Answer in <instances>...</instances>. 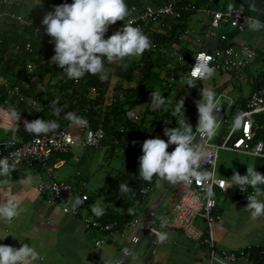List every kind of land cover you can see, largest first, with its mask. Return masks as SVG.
Listing matches in <instances>:
<instances>
[{"label":"crops","instance_id":"0c3cea01","mask_svg":"<svg viewBox=\"0 0 264 264\" xmlns=\"http://www.w3.org/2000/svg\"><path fill=\"white\" fill-rule=\"evenodd\" d=\"M167 1L125 0L131 13L126 20L145 6H157ZM18 2L20 0H15V5ZM21 2L23 5L21 14L29 15L36 22L42 21L47 12L54 10V0H21ZM251 2L252 0H178L179 6L189 3L193 5V9L183 14L180 19H165L147 25L145 30L149 31L148 37L152 42L150 50H146L140 57L127 58L123 62L112 64L105 62V67L109 69L108 81H110L106 91L107 102L112 101L113 88L116 84L121 83L124 87H134L135 81L140 82L144 76L150 74L151 77L146 80L151 85V89L148 91L149 98L138 100L137 106L133 109L139 112L140 123L145 131H148L155 123H160L164 129L180 127L182 112L176 116L171 114L174 112L175 102L183 97L184 101L194 104L192 110L184 106L183 115L185 118L188 112L197 111L196 102L201 99L200 90L202 88L212 89L216 93L222 101V107L227 110V123L232 118L231 124H233L235 117L245 109L246 100L251 92L264 86V29L252 31L247 24L243 30H238L228 24H221L215 30L214 36L206 37L204 34L209 29L210 21L207 11L210 9L225 10L230 5L234 6L233 8L243 7L248 14L264 23V0H255L258 10L256 12L251 11L249 7ZM132 7L136 9L133 11ZM185 29H188L189 33L185 34ZM221 33L226 36L225 39L219 37ZM227 44L235 47H241L244 44L252 45L257 54L244 67L228 71L215 70V74L210 79L197 81L194 87H189L186 84L187 69L192 56L199 50H212L214 47H223ZM125 64L127 67L124 66ZM149 67L151 68L148 70ZM92 76L99 79L98 76ZM169 76H173L174 81L163 84L162 80ZM153 91L161 92L167 100L164 108L157 112L160 115L158 118H156L155 112L157 110L153 109L150 101ZM17 99V96H12L8 103H4L5 100L0 102V140H10L13 139V136L17 141L28 138L30 133L23 127V122L25 120L31 122L40 118L36 104L32 105L27 102L29 109L24 114H20L18 130L15 133L10 130L6 131L5 126L11 124L7 113L9 110L15 109L14 101ZM56 108L55 102L50 107V112H56ZM164 114L172 115V119L162 123L161 116ZM80 119H82V115L78 114L67 125L74 136L75 143L72 145L79 147L76 152L70 150L71 145L64 156L56 159L51 156L46 167L23 162L10 178L11 182L8 185L0 184V201L8 198L19 199L22 201L24 209L22 214L11 223L0 221V238L8 235L0 240V244L19 248L21 243H27L35 247L43 258L36 261L35 264H115L129 245L131 236L138 232L139 225L146 219L148 212L154 208L155 212L148 221L156 231L167 232L168 240L159 244L154 233L141 231L138 242L132 245L122 264H219L209 260V248L202 241L189 239L181 230L169 226L161 228V217L165 221L170 219L172 209L185 189V185L182 183L166 182V186L163 188L161 187L162 180L158 179L154 187L150 184L153 189L137 206L138 222L133 225L124 224L121 232H102L85 225L81 221V216L89 214L86 202L81 204L80 214L77 217L63 213L59 205L51 206L46 202L45 194L40 193L36 188L40 180L63 181L71 185L74 193L81 194L86 191L88 195L98 190L104 183L106 176L103 177L104 179L99 177L96 180L99 186L91 190L93 187L92 178L96 170L94 167L95 158L80 152L85 148H97L100 150L99 154L104 158L102 153L104 150L108 151V148L103 146L102 142L96 147L83 144L84 131L77 122ZM253 120L258 125L262 124L264 115H254ZM48 121L54 120L51 118ZM226 127L223 126L219 130V137L229 128ZM262 131L264 132V127L257 130L259 139H262L259 136ZM262 140L264 141V139ZM108 161L109 153L105 164ZM254 166L256 167V162ZM263 172L264 165L260 173ZM29 174L34 178L31 182L27 179ZM217 177L231 183V180L222 176ZM3 179L0 177V181ZM84 182L88 183L86 189L83 186ZM234 187L235 185L217 197V210L221 214V220L216 221L211 229L215 247L218 251L246 249L248 259H239L238 264H264V217L253 220L250 213L244 210L247 202L236 197ZM157 189L159 193L154 195ZM260 199H264V197ZM200 220L202 223H198V225L207 235V225L202 219ZM99 240L102 243L97 245L96 242ZM259 249H261L260 255L255 257V252Z\"/></svg>","mask_w":264,"mask_h":264},{"label":"clouds","instance_id":"9594fccd","mask_svg":"<svg viewBox=\"0 0 264 264\" xmlns=\"http://www.w3.org/2000/svg\"><path fill=\"white\" fill-rule=\"evenodd\" d=\"M233 7L229 6V13H232ZM249 7L253 12L258 11L255 0H252ZM130 14L125 0H72L71 4L64 3L55 6L54 10L47 12L41 21V24L45 26L46 34L52 38L51 42L54 43V55L50 58L51 64L62 69L68 79L79 81L86 74H91L98 76L101 82L107 81L109 69L105 67V62L112 64L123 62L127 58L140 57L152 47L150 38L141 28L133 26L131 22L124 23L122 28L107 39L104 38L110 25L117 21L125 22ZM247 24L252 31L264 29V23L256 17L247 18ZM211 60L212 57L203 53L195 59L196 62L186 80L189 87H194L197 81L208 80L215 74V68L210 66ZM124 66L127 67L126 64ZM200 97L201 99L196 102L198 121L195 131L200 136H206L211 140L219 131L220 116L218 113L223 104L212 89L202 88ZM150 101L154 110L164 108L167 103L166 98L159 91L151 92ZM181 112L180 127L164 129L167 141L159 137L143 141L141 146L143 154L138 158V174L144 181L150 183L156 176L172 184L191 185L194 180L199 183L202 179H207L212 175L197 170L201 154L194 149L193 127L186 122L183 115V97L175 102V109L171 114L176 116ZM7 116L11 124L6 125L5 130L15 133L18 130V121L21 119L20 112L11 109ZM77 122L82 126L87 125V121L83 119ZM241 124L242 117L237 115L233 128H239ZM23 127L29 133L40 135L54 130L57 124L55 121H44L37 118L31 122L25 120ZM169 145H175L171 152L167 151ZM14 170V163L10 164L7 158L0 159V177L4 178L0 184L8 185ZM27 179L31 182L34 178L29 174ZM233 185L241 192H246L248 187L252 189V194L247 195V205L244 210L250 213L253 220L264 217V199H260L264 197V188L260 187L264 185V174L256 171L255 166H247L245 175L233 172L231 183L220 181V186L225 189ZM131 190L128 184H119V191L122 194L129 193ZM209 194L211 195V192ZM82 203L83 201L77 197L71 205L72 211H75ZM23 211L22 201L19 199L8 198L0 201V221L11 223ZM91 211L99 217L104 214L105 209L100 203H96ZM166 226L167 222L161 217V228ZM152 231L159 244L165 243L169 238L167 232ZM7 236H3L0 240ZM41 259L43 258L35 247L27 243H21L19 248L0 244V264H35Z\"/></svg>","mask_w":264,"mask_h":264},{"label":"built area","instance_id":"2783aa9c","mask_svg":"<svg viewBox=\"0 0 264 264\" xmlns=\"http://www.w3.org/2000/svg\"><path fill=\"white\" fill-rule=\"evenodd\" d=\"M177 2L178 0H168L166 3L157 6H145L141 11L133 13L125 22L117 21L115 24L110 25L104 38L107 39L115 31L122 28L124 23L129 22H131L133 26L141 28L144 34L148 36L149 31L145 30L147 25L165 19H180L184 10L189 11L193 9V5L189 3H186L184 6H179ZM14 3L15 0H0V5L4 6L7 10L11 9ZM135 9V7H132L133 11ZM207 12L210 15V21L209 29L204 34L206 37L214 36L215 30L218 29L221 24H228L238 30H243L247 25V18L252 17L243 7L233 8L232 13H229V8L225 10L210 9ZM237 13H239V15H237ZM10 16L18 22L21 28L32 25L34 27L35 37L38 36L42 28H45V26L41 24V21L33 22L21 13H11ZM184 33H189V30L185 29ZM219 37L221 39L226 38L223 33H221ZM23 47L24 50L28 52H32L33 50L30 41H26L23 44ZM15 49H20V45L16 44ZM201 53L212 57L210 66L214 67L216 71H228L244 67L248 61L253 59L257 54L254 46L248 44H244L241 47L227 44L223 47H214L212 50H199L191 58L187 69L188 77L191 68L196 62L195 59L199 58ZM34 68L35 66L32 62H27L28 70L31 71ZM173 81L174 77L169 76L165 77L162 80V83L167 84L172 83ZM3 86L9 97L4 99V103H8L12 96H18V98L24 102H29L32 105L35 104V101L30 97L20 95L19 86H14L8 82L3 83ZM96 91V86L92 85L90 87V93L94 94ZM184 106L189 110L194 109V104L190 101H184ZM218 114L220 116V125L227 123V110L221 107ZM257 114L264 115V86L253 90L247 98L245 109L239 114L242 117V124L239 128L234 129L233 124H231L225 133L220 137L218 135L217 140H213V138L209 140L206 136L202 137L199 133H196L195 129L193 130L195 135V140L193 141L194 149L201 154L197 170L212 175L207 179H202L199 183L194 180L191 185H185L184 191L172 209V216L166 222L167 226L181 230L189 239L200 240L205 243L209 248L208 258L211 262L219 264H238L239 259H248L246 249H241L239 251H218L215 247V241L211 229L216 221L221 220V214L217 210V197L220 194L226 193L231 188H222L220 186V181L226 180L217 177L215 174L218 151L220 149H226L264 158V141L257 137V130L264 127V121L262 124H256L253 120V116ZM126 115L128 119L133 122H141V116L137 110H130ZM81 128L84 131L83 144L85 146H99L105 138V131L102 127L91 128L88 125H81ZM120 131L123 132L124 128L121 127ZM141 132L142 134L138 137L128 138L129 143L139 146L146 139L155 137H159L165 141L168 139L164 135V127L161 126L160 123L152 124L148 131ZM74 143V136L67 126L56 127L54 130L49 131L46 134L34 135L22 142L14 139L0 140V147H2V150H0V159L7 158L10 164H15V170L11 173L12 177L21 163L27 162L29 164L46 167L47 161L51 158L53 153H65ZM113 144L119 145L120 139L114 138ZM174 148L175 145H169L167 151L171 152ZM262 174H264V172ZM83 186L86 189L88 183L84 182ZM260 187L264 188V185H261ZM36 188L40 193L42 192L45 194L46 202L49 205H59L63 213L74 217L79 216L81 204L75 211H72V203H74L77 197L85 203L89 197L86 191L81 194H76L70 184L55 179L50 181L40 180L36 185ZM152 189L153 187L150 184L145 181L142 182L138 190V195L134 199L135 206L141 204ZM234 191L237 198L246 202L247 195L252 194V189L250 187L247 188L246 192H241L238 187H234ZM210 192L211 195L209 194ZM154 212V208L148 212L146 219L139 225L138 232L131 236L129 245L115 264L123 263V260L129 254L132 245L138 242L141 231H149L152 233H154L152 230L156 231L148 221L149 218L153 216ZM197 219H202L207 225V235L203 233L202 229H200L199 225L196 223ZM138 220V217L135 216L132 218L129 225L137 223ZM81 221L88 227L102 232L112 233L122 231V227H119L116 221L102 222L90 214L82 215ZM101 243V240L96 242L97 245H100Z\"/></svg>","mask_w":264,"mask_h":264},{"label":"trees","instance_id":"16d2710c","mask_svg":"<svg viewBox=\"0 0 264 264\" xmlns=\"http://www.w3.org/2000/svg\"><path fill=\"white\" fill-rule=\"evenodd\" d=\"M64 3L71 4L72 0H54V7ZM15 4L9 10L0 5V102L4 98H9L3 86V83L8 82L19 86L20 95L30 97L35 101L37 113L44 121L53 118L57 127H62L67 126L80 114L82 119L87 121L89 127H102L105 131L103 146L108 148L109 154L121 157L122 161L119 165L123 168L113 172L115 168L110 167L111 162L107 163L110 170L107 171L103 185L89 194L86 209L90 215L102 222L116 221L119 227L129 224L131 219L137 215L134 199L144 180L138 174V158L143 154L142 144L133 145L129 143L128 138L140 136L141 131H145V129L141 123L128 119L126 113L135 109L138 100L149 98L148 91L151 89V85L146 80L151 75L147 74L140 82L135 81L134 87H124L121 83L116 84L113 88V99L110 103L107 102L106 91L110 81L101 82L91 74H86L77 82L68 79L62 69L51 64L50 58L54 55V43L51 42L52 38L46 34L45 28H42L38 36L35 37L32 25L21 28L18 22L11 18V13H22L21 0L17 5ZM186 12L188 11L184 10L182 15ZM26 17L36 22L29 15ZM153 40L155 41V38ZM26 41L31 42L32 52L24 50L23 44ZM16 44L20 45V49H15ZM29 61L35 66L31 71L27 69ZM92 85L97 88L94 94L90 93ZM120 96L122 97L120 98ZM14 102V108L20 114L28 111L27 102L19 98ZM55 102L58 112L52 113L50 107ZM155 112L156 118H158L159 110ZM185 120L194 130L198 121L197 111L188 112L185 115ZM255 120L258 121L257 118ZM121 127L124 128L123 132L120 131ZM34 135L36 134L30 133L28 138L19 142ZM259 136L264 139V132H260ZM114 138L120 139L119 145L113 144ZM64 154L53 153L52 156L56 159ZM263 165L264 159H256V171L260 173ZM157 181L158 177L154 176L152 181L147 183L154 187ZM121 183L128 184L132 189L131 192L122 194L119 191ZM98 202L105 209L104 214L99 217L91 211L92 206ZM260 250L255 252V257L260 255Z\"/></svg>","mask_w":264,"mask_h":264},{"label":"rangeland","instance_id":"374dc122","mask_svg":"<svg viewBox=\"0 0 264 264\" xmlns=\"http://www.w3.org/2000/svg\"><path fill=\"white\" fill-rule=\"evenodd\" d=\"M172 119V115H162L161 116V122L165 123L168 122ZM232 123V118L229 119V123H225L220 125V129H222L223 126L229 127V125ZM226 127V128H227ZM219 135V131L217 132L216 136L213 137V140H217ZM72 149L73 152H76L77 149H79L78 146L72 145L70 147V150ZM99 151L97 148H85L82 149L80 153L86 154V155H92V157L95 158L94 162V167H96L95 174L92 178V183L93 187L91 190L99 186V183L96 181L99 177L104 179L107 175V171L110 170V167H114L115 171L122 169L123 167L119 165V163L122 161L121 157H115V155L109 154V161L111 162L110 167L105 164V160L107 159L108 151L104 150V153H102L103 157L101 154H99ZM173 151V150H172ZM119 156V155H118ZM102 158V159H101ZM256 162V158L250 155L246 154H240L232 151H227V150H220L218 153V159L216 163V168H215V174L216 176H222L228 180H231V176L233 175V172H238L241 175H245L247 171V166H254ZM104 163V164H103ZM166 180H162L161 187L166 186ZM168 183V182H167ZM164 185V186H163ZM159 190L157 189L155 194H158ZM196 223L201 224L202 221L200 219H197Z\"/></svg>","mask_w":264,"mask_h":264}]
</instances>
